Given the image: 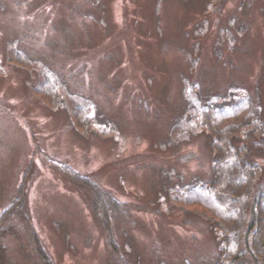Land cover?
<instances>
[{
	"label": "rangeland",
	"instance_id": "1",
	"mask_svg": "<svg viewBox=\"0 0 264 264\" xmlns=\"http://www.w3.org/2000/svg\"><path fill=\"white\" fill-rule=\"evenodd\" d=\"M245 97L231 140L260 183L264 0H0V264H213L218 230L179 203L213 178L201 105Z\"/></svg>",
	"mask_w": 264,
	"mask_h": 264
},
{
	"label": "trees",
	"instance_id": "2",
	"mask_svg": "<svg viewBox=\"0 0 264 264\" xmlns=\"http://www.w3.org/2000/svg\"><path fill=\"white\" fill-rule=\"evenodd\" d=\"M49 74L48 69L41 71L43 93L56 99V78ZM200 111L208 129L203 128L204 131L214 137L211 140L215 153L213 178L208 183L187 187L189 189L184 191L187 197L181 198H187L185 202L190 203L179 204L202 214L218 230L222 245L213 264H264V181L256 183L260 169L258 163L250 159L245 147L237 148L231 140L247 123L258 120L257 110L250 98L245 97L228 108L206 102ZM71 112L80 117L81 109L75 105ZM75 180L91 187L83 177ZM92 187L97 190L94 185ZM107 196L111 199L110 195ZM95 203L97 198L94 207ZM30 238L34 242L33 234ZM35 247V255L41 264H53L41 245Z\"/></svg>",
	"mask_w": 264,
	"mask_h": 264
}]
</instances>
